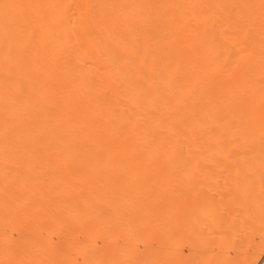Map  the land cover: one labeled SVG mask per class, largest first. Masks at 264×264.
<instances>
[{"label":"bare ground","instance_id":"1","mask_svg":"<svg viewBox=\"0 0 264 264\" xmlns=\"http://www.w3.org/2000/svg\"><path fill=\"white\" fill-rule=\"evenodd\" d=\"M0 264H264V0H0Z\"/></svg>","mask_w":264,"mask_h":264}]
</instances>
